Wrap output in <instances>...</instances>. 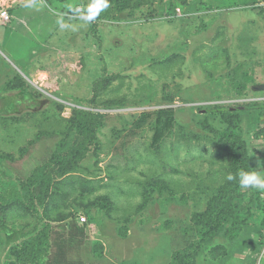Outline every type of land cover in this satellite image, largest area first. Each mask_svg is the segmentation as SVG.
Segmentation results:
<instances>
[{
  "label": "rangeland",
  "instance_id": "374dc122",
  "mask_svg": "<svg viewBox=\"0 0 264 264\" xmlns=\"http://www.w3.org/2000/svg\"><path fill=\"white\" fill-rule=\"evenodd\" d=\"M115 1L85 21L91 0H0V192L67 151L77 110L104 115L91 150L40 205L42 219L0 209V264L48 228L53 258L68 264H252L225 258L245 238L263 244L264 189L235 202L241 230L232 217L197 249L194 220L235 190L219 134L235 133L264 177V0H129L121 11ZM16 78L28 92L5 91ZM161 109L175 120L156 144L140 120Z\"/></svg>",
  "mask_w": 264,
  "mask_h": 264
},
{
  "label": "trees",
  "instance_id": "16d2710c",
  "mask_svg": "<svg viewBox=\"0 0 264 264\" xmlns=\"http://www.w3.org/2000/svg\"><path fill=\"white\" fill-rule=\"evenodd\" d=\"M93 3V0H91ZM129 0H116L114 8L117 10H123L129 6ZM104 16V11H101L94 20H98ZM104 79H99L95 82L97 87L103 82ZM14 82V83H13ZM10 85L5 89L6 92L10 89H18L22 92L29 91V85L16 78ZM246 89V86H242ZM259 107L258 104L250 103L246 106L247 109H255ZM174 111L172 109H161L157 113H145L141 120L142 124H153L155 129V143H159L166 135V132L173 127ZM169 116V117H168ZM75 130L74 134L69 139L68 143H65L68 148L66 152H60L58 159H52L51 162L45 164L34 174L33 177L29 178L27 182H23L20 187H14L9 185L5 193L0 192V209H14L20 208L27 211H31L42 219L41 213L39 211L40 205H44L49 196H51L52 188L57 180L64 178L68 173L74 172L75 167L79 165L81 161L80 154L84 151V156L91 150V146L97 140V132L104 126L103 114H93L83 110H77L75 114ZM220 142L225 146L227 151L226 155L233 164L236 171V186L235 190L224 193L216 198L214 207L211 208L209 216L204 213L202 217H205L203 223L197 224L194 220V224L198 229L199 242L196 247L199 248L201 243L207 238H210L215 234L224 224H226L229 219L235 217L238 221L235 224L238 230H241L240 226L245 225V220L241 219L239 214V206H237L239 212L233 211L236 201H243L249 197L252 193L255 194L253 187H241L239 171L243 170L245 172H253V164L247 150V147L240 138L232 131L224 132L219 134ZM83 156V157H84ZM67 179V178H66ZM79 188L85 192L92 193L98 189L97 186L93 185V182L86 180H78ZM64 181V180H63ZM66 185L71 184L70 182H64ZM74 184V183H72ZM6 187V186H5ZM36 191V192H35ZM53 195V194H52ZM252 196L250 198H252ZM240 197V200H238ZM100 208L103 210H108V204L105 202H100ZM199 218V217H198ZM200 221V219H199ZM46 222H44L45 224ZM88 224H83L87 228ZM46 229L49 227L47 224L44 226ZM3 230L9 234L14 233L9 227H4ZM50 228L47 230L39 232L36 236L28 237L23 236L19 243H16L5 256L4 264H68L66 262L67 258L65 255H60V260L53 258V244L51 242ZM83 231V230H82ZM235 237V236H234ZM230 237V238H234Z\"/></svg>",
  "mask_w": 264,
  "mask_h": 264
},
{
  "label": "clouds",
  "instance_id": "9594fccd",
  "mask_svg": "<svg viewBox=\"0 0 264 264\" xmlns=\"http://www.w3.org/2000/svg\"><path fill=\"white\" fill-rule=\"evenodd\" d=\"M34 6V0H25L24 7L31 8ZM68 7L71 9L72 5H68ZM109 7L108 0H93V3L89 4L87 7V14H81V19L85 21H91L95 19V17L104 9H107ZM76 12L80 13L81 9L77 8L75 9ZM60 28L64 29L68 25L63 23V21H58ZM240 178V185L241 187H255L259 189H264V177L259 175L257 172H245L243 170H240L239 173ZM229 180L233 179L234 177L232 175H229L227 177Z\"/></svg>",
  "mask_w": 264,
  "mask_h": 264
},
{
  "label": "crops",
  "instance_id": "0c3cea01",
  "mask_svg": "<svg viewBox=\"0 0 264 264\" xmlns=\"http://www.w3.org/2000/svg\"><path fill=\"white\" fill-rule=\"evenodd\" d=\"M39 5H41V9L43 8L41 1L37 2ZM14 20H15V11H14ZM31 16H34L33 14ZM30 16V17H31ZM16 24V21L14 23V26ZM16 28V26H15ZM17 29L14 31L16 32ZM7 47V46H6ZM263 244L260 245V243L257 241V238L252 239L245 238L242 241L238 242L236 246H234L231 250H228V256H226L225 259H232L230 256H235L238 259H249L252 264H256L260 261L264 260V237L262 238ZM252 258V259H251ZM225 259L223 261H225Z\"/></svg>",
  "mask_w": 264,
  "mask_h": 264
},
{
  "label": "built area",
  "instance_id": "2783aa9c",
  "mask_svg": "<svg viewBox=\"0 0 264 264\" xmlns=\"http://www.w3.org/2000/svg\"><path fill=\"white\" fill-rule=\"evenodd\" d=\"M2 16H3L4 19H6V20H9V19H10V16H9V14H8L7 12H4V13L2 14ZM81 221H82V222H86V219H85V218H81Z\"/></svg>",
  "mask_w": 264,
  "mask_h": 264
}]
</instances>
